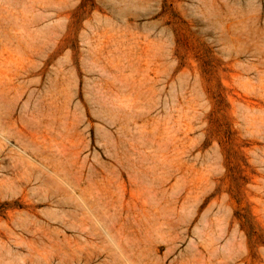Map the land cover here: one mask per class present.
<instances>
[{
	"label": "rangeland",
	"instance_id": "374dc122",
	"mask_svg": "<svg viewBox=\"0 0 264 264\" xmlns=\"http://www.w3.org/2000/svg\"><path fill=\"white\" fill-rule=\"evenodd\" d=\"M0 264H264V0H0Z\"/></svg>",
	"mask_w": 264,
	"mask_h": 264
}]
</instances>
